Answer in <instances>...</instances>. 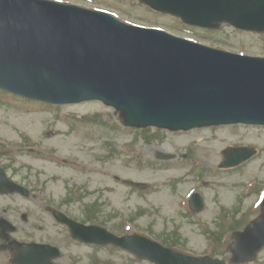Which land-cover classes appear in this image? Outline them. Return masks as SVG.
<instances>
[{
    "label": "water",
    "instance_id": "water-1",
    "mask_svg": "<svg viewBox=\"0 0 264 264\" xmlns=\"http://www.w3.org/2000/svg\"><path fill=\"white\" fill-rule=\"evenodd\" d=\"M142 1L194 25L226 21L264 30V0ZM0 87L52 103L98 99L113 106L124 125L135 127L264 124V58L215 50L47 0H0ZM237 150L223 151V165L254 153ZM191 200L201 202L197 195ZM262 208L246 228L242 261L264 246V203ZM234 238L232 251L240 255L241 235Z\"/></svg>",
    "mask_w": 264,
    "mask_h": 264
},
{
    "label": "rangeland",
    "instance_id": "rangeland-1",
    "mask_svg": "<svg viewBox=\"0 0 264 264\" xmlns=\"http://www.w3.org/2000/svg\"><path fill=\"white\" fill-rule=\"evenodd\" d=\"M55 1L106 11L123 22L157 26L208 46L264 55V33H245L227 25L216 30L187 28L136 0ZM200 143L205 144L204 150L214 146L212 157L200 153ZM226 145L254 147L256 154L240 165L221 168L220 152ZM0 151V164L12 161L22 168L18 177L35 183L40 204L58 206L75 217L84 211L83 204L96 198L104 201V214H113V210L125 214L126 209L134 213L147 206L149 215L142 219L116 217L101 224L112 231L123 227L154 239L165 230L177 229L189 242L184 251L194 254L207 250L203 231L232 230L234 221L223 220L230 216L221 220L218 212L222 215L235 203L253 206L260 194L264 197V125H220L176 132L135 129L123 126L114 110L100 102L49 106L0 90ZM165 155L173 156L158 158ZM245 169H250L249 174L243 175ZM231 176L237 178L232 184L227 181ZM125 179L145 186L130 187L123 183ZM85 187L89 190L82 200ZM192 191L199 192L205 201L200 214L179 221L162 220L173 213L171 205L181 203L184 194ZM70 192L72 197H81L68 202ZM215 253L228 257L226 249ZM261 258L264 251L253 264H259Z\"/></svg>",
    "mask_w": 264,
    "mask_h": 264
},
{
    "label": "flooded vegetation",
    "instance_id": "flooded-vegetation-1",
    "mask_svg": "<svg viewBox=\"0 0 264 264\" xmlns=\"http://www.w3.org/2000/svg\"><path fill=\"white\" fill-rule=\"evenodd\" d=\"M10 177L15 178L11 175ZM101 207L100 213L88 215V218L99 220L113 216L112 214L102 213L104 205ZM46 221L49 224H44V226L53 228L52 234L45 236L42 240H32L31 237L39 233V230L42 229V224ZM66 232L65 228L55 221L52 214L40 215L37 204L33 200H24L16 194L7 197L0 196V264H13L12 257L16 251V244L24 241L43 243L50 246L41 252H33L31 254L34 256L32 257L34 264H133L127 258H121L119 262H102L101 257L97 256L100 251H93L91 255L78 252V249L81 248L70 246V237ZM172 238L173 236H168V241ZM72 248L76 249L77 252L72 251ZM92 248L101 249L100 247ZM262 250L264 251V249ZM263 259H260L259 264H264V262L262 263ZM144 263L149 262L144 261Z\"/></svg>",
    "mask_w": 264,
    "mask_h": 264
},
{
    "label": "bare ground",
    "instance_id": "bare-ground-1",
    "mask_svg": "<svg viewBox=\"0 0 264 264\" xmlns=\"http://www.w3.org/2000/svg\"><path fill=\"white\" fill-rule=\"evenodd\" d=\"M198 141H199V142H202V141H203V138H200ZM199 145H200V153H202V154L205 153V154H206L207 156H209V157H212V156H213L212 148H213L214 146L210 147V148L207 149V150H204V148H205V144L200 143ZM249 172H250V169H245L243 175H247V174H249ZM230 188H231V187H230ZM220 198L223 199V200H230L229 198H227V197L224 198L223 196H220Z\"/></svg>",
    "mask_w": 264,
    "mask_h": 264
}]
</instances>
